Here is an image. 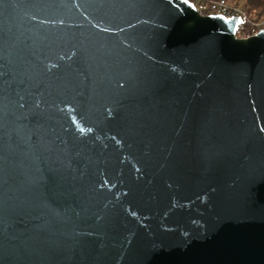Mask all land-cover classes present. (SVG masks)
I'll return each instance as SVG.
<instances>
[{
    "label": "water",
    "instance_id": "obj_1",
    "mask_svg": "<svg viewBox=\"0 0 264 264\" xmlns=\"http://www.w3.org/2000/svg\"><path fill=\"white\" fill-rule=\"evenodd\" d=\"M189 0H0V264H264V29Z\"/></svg>",
    "mask_w": 264,
    "mask_h": 264
},
{
    "label": "built area",
    "instance_id": "obj_2",
    "mask_svg": "<svg viewBox=\"0 0 264 264\" xmlns=\"http://www.w3.org/2000/svg\"><path fill=\"white\" fill-rule=\"evenodd\" d=\"M203 15L222 14L226 17L239 15L242 19L236 30V37L247 38L264 29V16L249 17L237 0H189Z\"/></svg>",
    "mask_w": 264,
    "mask_h": 264
},
{
    "label": "rangeland",
    "instance_id": "obj_3",
    "mask_svg": "<svg viewBox=\"0 0 264 264\" xmlns=\"http://www.w3.org/2000/svg\"><path fill=\"white\" fill-rule=\"evenodd\" d=\"M258 2V5L255 6V8H245L244 10L246 14L251 18H258V16L262 17L264 16V0H256ZM254 11L261 12V15H258L259 13H254Z\"/></svg>",
    "mask_w": 264,
    "mask_h": 264
},
{
    "label": "crops",
    "instance_id": "obj_4",
    "mask_svg": "<svg viewBox=\"0 0 264 264\" xmlns=\"http://www.w3.org/2000/svg\"><path fill=\"white\" fill-rule=\"evenodd\" d=\"M242 8H255L256 5H258V2L256 0H237ZM254 13H259L257 11H254ZM262 13L260 12L258 15H261Z\"/></svg>",
    "mask_w": 264,
    "mask_h": 264
},
{
    "label": "trees",
    "instance_id": "obj_5",
    "mask_svg": "<svg viewBox=\"0 0 264 264\" xmlns=\"http://www.w3.org/2000/svg\"><path fill=\"white\" fill-rule=\"evenodd\" d=\"M258 17H260V16H258Z\"/></svg>",
    "mask_w": 264,
    "mask_h": 264
}]
</instances>
